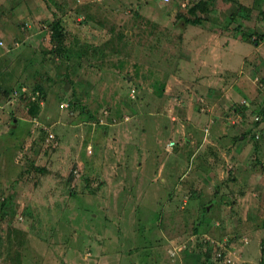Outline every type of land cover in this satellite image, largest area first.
I'll return each mask as SVG.
<instances>
[{"label":"rangeland","instance_id":"1","mask_svg":"<svg viewBox=\"0 0 264 264\" xmlns=\"http://www.w3.org/2000/svg\"><path fill=\"white\" fill-rule=\"evenodd\" d=\"M204 1L0 0V68L15 76L0 87H25L13 105L0 95V264H264V94L236 135L239 118L181 119L160 95L169 69L137 63L160 27L219 15L232 18L220 32L264 47V0Z\"/></svg>","mask_w":264,"mask_h":264},{"label":"crops","instance_id":"2","mask_svg":"<svg viewBox=\"0 0 264 264\" xmlns=\"http://www.w3.org/2000/svg\"><path fill=\"white\" fill-rule=\"evenodd\" d=\"M182 1L186 2V0ZM215 1L218 2V0ZM207 2L210 5V0ZM3 5L5 6V3ZM216 10L217 5H215L214 12ZM220 16L222 15H219V18ZM158 17L163 19L166 14L162 13ZM219 18L215 17V20L208 21L201 18L198 23L176 22L174 27L179 29L178 32L168 31L167 28L160 27L159 30L155 31V36L151 39L148 38L149 52L145 63L135 62L144 65V72H147L148 75L151 74L152 68L159 67L162 69L166 67L169 69L167 72H162V75L166 79L172 75L173 81H159L164 86L162 98L168 102L170 100L174 103L175 100L176 103L185 105L183 108L185 115L181 116V119L191 122L199 117L200 112H204L210 117L213 115L219 117L227 125H230L232 119L239 118V122H241L239 131H234L237 135L247 125L245 117L248 108L254 113L260 105L258 103L260 95L264 94V47H261L256 41L253 44L248 43L240 32L237 33L229 29L220 32L217 28L219 24L223 23L229 27L232 18L224 15V19H221L223 22L220 23L218 22ZM144 23L146 24L145 20ZM180 26L181 28H179ZM14 45L18 46L19 44L14 42ZM154 55L156 56L154 57ZM253 55H255L253 57L256 61L255 66V61L250 59ZM245 61H248V65H245ZM259 61L262 64H258ZM13 64L0 68L2 78L15 79L14 75L9 74ZM223 80L225 82L221 84ZM0 86H3L1 81ZM216 89H218L217 92ZM6 92L3 87H0L1 96L6 95ZM9 95L4 96L8 98V104H6L13 105L9 102ZM238 98H240L238 108L231 110L232 113L226 111L231 105L237 104ZM7 105H0V108L3 109ZM168 112L171 114V109ZM19 121L28 124L25 119L20 120L17 117L12 123L17 124ZM207 123L209 120L199 125L203 131L201 146L206 142L213 144L210 139L212 133ZM233 127L237 126L233 125ZM23 133L20 135V139H22ZM190 134L192 139H186V141L193 143L195 141L194 135L191 132ZM224 135L226 134L218 135L220 140L224 139ZM239 137L242 138L241 135ZM223 145H228V143ZM3 150L6 151V148ZM17 150L18 152L21 151L20 148ZM17 150L16 153H18ZM215 156H217L216 153ZM0 164H4V160H0Z\"/></svg>","mask_w":264,"mask_h":264},{"label":"trees","instance_id":"3","mask_svg":"<svg viewBox=\"0 0 264 264\" xmlns=\"http://www.w3.org/2000/svg\"><path fill=\"white\" fill-rule=\"evenodd\" d=\"M132 10V13H133V16L134 17H141L142 19H144L143 18V16L139 13V11L135 8H133V9H131ZM135 21H137L136 19H134ZM144 21V20H143ZM143 21H142V26H144L143 25ZM137 22H140V21H137ZM191 22H193V23H198V20H192ZM135 26H133L132 28L134 29L133 30V32H135L136 33V29H137V27H135ZM50 29H51V36H52V40H54V38L57 40V41H55L56 42V44L57 45H59L60 46V44H62L63 42V39H64V30H63V28L60 26V22L59 21H57V20H55V21H53V22H51L50 23ZM131 34V33H130ZM136 34H138V33H136ZM129 43V42H128ZM128 48L129 49H132V43H129V46H128ZM61 49V48H60ZM52 51H50L49 53H51ZM162 86V88H161V93H160V95L162 94V96H163V85H161ZM35 92H37L38 93V95L37 96H35V99L34 100H28V105H27V110H28V114L30 115V116H32V117H35L37 114H38V111H39V106H41L42 104H43V101H44V99H45V95H46V93H45V91H44V89H43V87H42V85L41 84H36L34 87H33V93L32 94H34ZM7 95V94H6ZM162 96H161V98H162ZM37 97H39V99H37V100H39V104L37 103V100H36V98ZM65 104H66V107L64 108V109H66L68 106H73L74 105V103L71 101V102H69V101H67V102H64ZM260 123V122H259ZM258 123V124H259ZM258 133H259V130L257 131ZM241 136L243 137H245V134H241ZM40 171V170H39ZM262 223H263V225L262 226H264V220L262 221Z\"/></svg>","mask_w":264,"mask_h":264},{"label":"built area","instance_id":"4","mask_svg":"<svg viewBox=\"0 0 264 264\" xmlns=\"http://www.w3.org/2000/svg\"><path fill=\"white\" fill-rule=\"evenodd\" d=\"M161 1H167V0H161ZM21 90H22L21 92H24V91H25V87H22ZM21 92H19V91H17V90H14V91L12 92L10 98L16 97L17 95H21V94H22ZM37 95H38L37 92H35L34 94L31 93V100H34V99H35V96H37ZM11 101L14 102L12 99H11ZM59 107L63 109V108L66 107V104L63 103V104L60 105Z\"/></svg>","mask_w":264,"mask_h":264},{"label":"clouds","instance_id":"5","mask_svg":"<svg viewBox=\"0 0 264 264\" xmlns=\"http://www.w3.org/2000/svg\"><path fill=\"white\" fill-rule=\"evenodd\" d=\"M158 1V0H157ZM159 1H161V0H159ZM162 2V4H166V3H168L169 2V0H167V1H161ZM0 44H3L1 41H0ZM12 94V93H11ZM11 94L9 95V102L10 103H13L12 101H11V99H13V98H10L11 97ZM63 104V103H62ZM60 108V107H59ZM64 109V108H63ZM62 108L60 109V110H63ZM168 147H171L172 146V142H170V143H168V145H167Z\"/></svg>","mask_w":264,"mask_h":264}]
</instances>
